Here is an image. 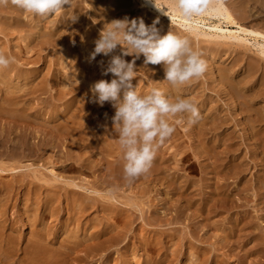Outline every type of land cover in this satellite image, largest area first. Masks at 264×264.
<instances>
[{"label":"bare ground","instance_id":"6f19581e","mask_svg":"<svg viewBox=\"0 0 264 264\" xmlns=\"http://www.w3.org/2000/svg\"><path fill=\"white\" fill-rule=\"evenodd\" d=\"M89 1L93 4L91 15L102 25L103 21L137 18L134 8L130 7L131 2H137L155 14L154 18L144 15L146 25H151L157 17L165 23L205 25L207 18L204 17H210L223 20L233 28L224 30L219 23L210 25L209 29L214 32L184 37L187 40L202 37L210 49L233 51L234 59L227 65L224 63L220 71L229 92L243 99L241 110L252 117L251 127L261 137L264 153V28L247 22L248 18L264 14L258 12L264 8V0H228L236 6L239 21L227 9L225 0H199V11L189 16L179 14L175 0H160L169 10V17L155 10L149 0ZM80 3L88 5V0H74L73 10L80 18L71 26L65 22L64 14L45 19L23 12L10 0L7 5H0V36L7 40L0 46V54L15 57L8 68H0V264H94L97 256H101L103 264H110V252L114 248L120 249L115 264H173L176 257L177 264H190V261L203 264L196 252H190L186 259L183 241L171 250L166 247V241H159L164 236L152 238L148 229L135 236L139 241H128L134 233V220L126 222L118 207L122 204L119 197L104 195L94 187L62 181L57 172L55 153L59 148L55 138L52 136V143L41 142L45 132L34 130L36 126L53 125L69 141L65 160L60 161V166L68 172L76 171L77 166L81 171L94 168L88 153H95L107 160L108 170L114 177H124L122 152L110 139L116 138V134L111 124L104 121L101 107L91 108L89 86L106 77L101 75L99 61L103 59L106 63L108 58L97 56L95 61L88 62L101 28L98 24L89 27ZM250 42L258 47L255 51L246 46ZM51 52L50 67L44 73ZM149 67L165 77L162 65ZM111 78L107 76V80ZM133 84L138 94H147L142 83L135 80ZM53 89L57 90V101L64 102L61 109L54 99L43 100ZM209 90L202 89L198 124L202 151L205 158L213 161L212 164L207 161L206 172L211 169L219 177L222 172H235L239 168L235 134L228 130L223 135L224 128L235 126L231 118H236V114L223 113L220 97L209 96L212 91ZM167 92L169 97L190 95L189 90L181 88L170 91L165 87L164 93ZM166 153L158 150L151 169ZM23 160L39 162L40 167L42 163H49L53 178L45 177L31 164L23 166ZM24 169L26 174L22 172ZM6 176L11 179L7 180ZM24 188L26 194L21 200ZM64 198L65 211L62 210ZM123 204L130 208L139 206L128 201ZM246 219L249 226L257 225L256 232L260 235L255 241H264V223L254 222L252 217ZM222 236L224 240L229 239L227 233ZM155 253L158 254L154 257ZM208 258L212 261L206 264H216V256L215 260L214 256Z\"/></svg>","mask_w":264,"mask_h":264},{"label":"rangeland","instance_id":"374dc122","mask_svg":"<svg viewBox=\"0 0 264 264\" xmlns=\"http://www.w3.org/2000/svg\"><path fill=\"white\" fill-rule=\"evenodd\" d=\"M224 3L235 20L239 21L240 17L235 11L236 6L233 1L225 0ZM80 4L83 6V12L86 13L85 21L89 27L98 24L99 28L102 29L103 25L100 24L99 19L93 18L94 14L91 15L92 10L88 7L91 4V8H93V4L89 0L88 5ZM130 7L134 8V16L143 19L144 15H147L148 18L155 16L137 2H131ZM258 12L264 13V8ZM204 18H207L205 25H180L177 21L166 23L161 21L158 26L162 28V35L171 31L182 38H186L184 36L193 37V33L214 32L209 29L210 25L219 23L224 30L233 29L223 20ZM263 18L264 14L258 15V17L256 15L248 18L247 22L250 25L264 28ZM15 39L14 42L17 43L18 37ZM6 41L3 36H0V46H3ZM188 41L194 50L202 53V58L207 62L206 72L201 77L193 78L176 86L166 82L162 83L165 77L149 66L148 68L143 67V57H141L136 61L139 73L136 81L146 87V84H149V79H151L156 84H150V87H158L163 92L165 87L170 91L175 88H181L183 91L189 90L190 95L186 98H190L198 109H200L203 99V87L212 90H209V96L215 99L219 96L221 99L220 108L223 113L226 115L236 114V118L232 119L233 115L231 118V122L235 123V126L224 128L223 131V135L228 130L235 134L234 146L239 150L235 155L238 157L236 164L239 165L237 166L239 168L235 172L224 170L227 174L224 175L225 172H222V175L217 177L215 172L210 169V173L208 172L209 175H207L206 164H212L213 161H210L211 158H205L202 151L201 128L198 122L190 127L186 125L176 126V131L159 149V151L166 150L167 153L149 172L136 178L132 183H128L124 177H114L108 170L107 160L95 153H88L92 158L91 162L94 168L81 171V167L77 166L76 171L68 172L65 167L60 166V161L65 160L67 148L70 146L69 141L61 137L53 129V125L46 128L36 126L34 130L45 132L41 142L52 143V136L55 138L59 148V151L55 153L58 160L56 162L57 172L63 177L62 181L94 187L104 195L119 197L122 204L118 207L123 212L126 222L134 220V233L129 235L128 241H139V239L135 240V236L139 235L142 230L148 229L152 238L164 236L159 241H166V247L171 250L177 249L179 241H183L186 259L191 254L190 252H196V256H199V260L203 264L212 261L208 258L209 256H214V260L215 256L217 257L216 264H264V241H255L256 236L260 235L256 232L257 225L249 226L246 219L252 217L254 222L260 220L264 223L263 144L261 137L257 136L251 127L252 117L243 114L241 110V106L244 105L243 99L239 96H233L229 92L224 82L223 73L220 71L224 63L227 65L234 59L233 51H228L226 48H220L219 51L210 49L205 42L207 40L202 37ZM246 46L253 51L258 48L253 42L246 44ZM116 51L119 53V46ZM12 52L15 51L12 50ZM218 52L219 55L216 54ZM52 55L53 52L49 54L46 60L47 65L44 73L50 67ZM125 59L130 61L132 57H125ZM36 65L37 63H34V66ZM33 69L34 67L30 70ZM104 79L107 80V76ZM57 90L61 89L58 88ZM57 90L53 89V92H49L43 97V100L54 99L61 109L64 107V102L57 101ZM148 90L149 88H146L147 92ZM165 95L169 96V93L167 92ZM227 95L229 96L227 97ZM174 97L172 96V98ZM94 107L100 106L92 103L91 108ZM99 109L105 117L104 121L112 126L111 117L115 114V110L107 103ZM105 113H107V117ZM108 160L112 159L109 158ZM23 161V166L31 164L36 171L45 177L53 178L49 163H42V167H40L39 162ZM22 172L26 174V169ZM5 178L10 180L11 176ZM216 187H220V190H217ZM24 194H26V188L22 191L21 200L25 197ZM63 200L65 201L66 198ZM127 201L135 202L139 206L136 208L125 206L123 203ZM66 207L65 201L62 210L65 211ZM224 233L229 234V239L224 240L222 236ZM119 250L116 248L111 250L110 264H115L119 258ZM157 254L155 253L153 256L155 257ZM178 259L176 257L173 264H177ZM94 264H103L101 256L96 257Z\"/></svg>","mask_w":264,"mask_h":264},{"label":"clouds","instance_id":"9594fccd","mask_svg":"<svg viewBox=\"0 0 264 264\" xmlns=\"http://www.w3.org/2000/svg\"><path fill=\"white\" fill-rule=\"evenodd\" d=\"M149 2L155 10L169 17V10L160 0ZM8 3L9 0H0V5ZM10 3L33 17L47 19L64 14L69 26L78 23L80 18L73 10L74 0H10ZM175 8L180 15L189 16L199 11L200 4L199 0H175ZM159 24V17L151 25H146L142 17L106 22L87 57L89 63L97 56L108 58L106 63L100 60L99 67L102 76L112 78L95 81L89 91L92 103L100 107L107 103L115 110L111 123L116 138L110 139L122 152L123 176L128 183L149 172L158 150L176 131V126L190 127L201 119L197 105L190 98L166 96L160 88L150 87L156 84L151 79L144 95L138 94L133 84L139 75L136 61L141 57L143 67L162 65L165 76L162 83L172 86L199 78L206 72L207 62L202 53L194 50L186 38L171 31L162 35ZM14 62L15 57L0 54V68H8Z\"/></svg>","mask_w":264,"mask_h":264}]
</instances>
